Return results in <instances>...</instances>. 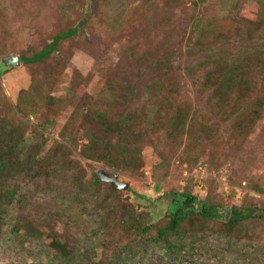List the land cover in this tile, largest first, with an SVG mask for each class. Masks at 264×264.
I'll use <instances>...</instances> for the list:
<instances>
[{
    "label": "rangeland",
    "instance_id": "obj_1",
    "mask_svg": "<svg viewBox=\"0 0 264 264\" xmlns=\"http://www.w3.org/2000/svg\"><path fill=\"white\" fill-rule=\"evenodd\" d=\"M71 28L44 61H15ZM262 50L264 0H0V131L19 144L0 177V264H264V219L229 233L224 223L233 207L264 210V110L250 122ZM244 59L250 93L217 107L206 70ZM94 108L133 115L132 170L84 154ZM182 115L181 137L153 127ZM71 116L68 156L59 132ZM102 170L128 187L113 191ZM92 172L102 183L87 180ZM175 192L222 206L225 220L156 238Z\"/></svg>",
    "mask_w": 264,
    "mask_h": 264
},
{
    "label": "trees",
    "instance_id": "obj_2",
    "mask_svg": "<svg viewBox=\"0 0 264 264\" xmlns=\"http://www.w3.org/2000/svg\"><path fill=\"white\" fill-rule=\"evenodd\" d=\"M202 1V0H201ZM257 21H252V25H255ZM77 32V29L71 28L65 33L57 35L46 48L41 51L34 53L30 57L19 56L20 62L25 66H31L38 62L44 61L46 58L50 57L56 50L57 45L60 41L66 40L72 36H74ZM260 57H264V50L257 53ZM248 58V57H246ZM247 61V59H244ZM235 62L225 63L221 62L220 64H216L214 67L206 70L205 76L203 78V87L206 91H212L210 93L212 100L215 102L217 107H221L227 102V98L229 99L232 95L239 96L242 93H250V83L251 81L247 78L248 71L253 68L251 60L245 63ZM257 69H264V60H260V62L256 65ZM0 73V78H1ZM30 90V89H29ZM28 90V94L31 95L32 91ZM259 90V96L254 102V108L252 109V119L251 123L255 122V120L260 115L261 111L264 110V86H260L256 91ZM31 92V93H30ZM32 95H34L32 93ZM32 112H35L32 110ZM112 111L105 109H90L87 112V119L92 123V127L88 128V126L84 127V136L88 141V144L85 146L84 153L87 157L97 159L99 161H103L106 165L112 167L113 169L128 171L132 170V166H134L135 162L139 160L140 153V145L138 141L137 135L134 132V126L132 122L133 115L124 113L121 118H115L112 116ZM255 117V118H253ZM73 120L71 116L69 118L68 125L65 124L64 127L59 132V138L65 142L60 143L65 149V152L68 156L71 155V151L68 149L67 144L74 146L75 144V133L68 132V127H70L69 123ZM48 126V125H47ZM156 130H161L165 128L168 136L172 139L175 138L178 134L181 137V133H183L186 127V121L182 115V117L178 118L177 121L173 124L167 126H153ZM207 132H210L211 129L206 128ZM10 129H4L0 131V177L8 173L11 169V165L13 164V159L16 156V150L18 148L17 141L11 138ZM7 140H14V143H7ZM114 140V141H113ZM138 164V163H137ZM139 168V166H136ZM87 180H92L94 184H100L97 179V176L94 172L90 173L87 177ZM106 182V181H103ZM110 183V182H108ZM111 189L113 191H118V188L115 184L110 183ZM8 194L5 192V197H8ZM168 212L165 216V224L154 226L157 227L156 238L161 239L162 237H166L168 235L172 236H182L187 233L193 234L195 229L194 222L201 219L205 223L212 222L214 220H225V215L223 214L221 208L222 206L212 205L207 203V201H199V205L197 204V198L188 193H172L171 202L168 206ZM130 219L136 222L134 227L138 232H148L151 228V225L145 224L142 225L141 216L136 215V213L129 209L127 210ZM260 218L264 219V210L256 207L239 209L238 207H233L231 209V214L228 222H224L226 225L227 233L232 231L238 224L243 221L249 220V218ZM199 234L202 233L200 231H196ZM57 245V244H56ZM60 246V244L58 243Z\"/></svg>",
    "mask_w": 264,
    "mask_h": 264
},
{
    "label": "water",
    "instance_id": "obj_3",
    "mask_svg": "<svg viewBox=\"0 0 264 264\" xmlns=\"http://www.w3.org/2000/svg\"><path fill=\"white\" fill-rule=\"evenodd\" d=\"M15 61H19V57H16L15 58ZM98 176H99V179L102 180V181H106V182H110V183H113L117 186L118 189L120 190H125L128 185L127 184H123L119 181L118 179V176L116 174H114L112 177L109 176V174L105 173L103 170L102 171H98Z\"/></svg>",
    "mask_w": 264,
    "mask_h": 264
},
{
    "label": "crops",
    "instance_id": "obj_4",
    "mask_svg": "<svg viewBox=\"0 0 264 264\" xmlns=\"http://www.w3.org/2000/svg\"><path fill=\"white\" fill-rule=\"evenodd\" d=\"M5 63V62H4ZM7 64V63H6Z\"/></svg>",
    "mask_w": 264,
    "mask_h": 264
}]
</instances>
